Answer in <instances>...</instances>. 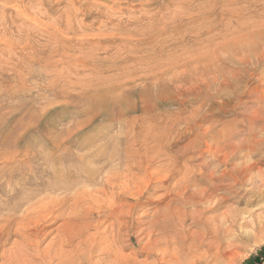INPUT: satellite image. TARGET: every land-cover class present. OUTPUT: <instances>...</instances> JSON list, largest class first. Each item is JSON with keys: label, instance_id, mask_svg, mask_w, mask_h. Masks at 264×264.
<instances>
[{"label": "rangeland", "instance_id": "1", "mask_svg": "<svg viewBox=\"0 0 264 264\" xmlns=\"http://www.w3.org/2000/svg\"><path fill=\"white\" fill-rule=\"evenodd\" d=\"M261 160L264 0H0V264H264Z\"/></svg>", "mask_w": 264, "mask_h": 264}, {"label": "bare ground", "instance_id": "2", "mask_svg": "<svg viewBox=\"0 0 264 264\" xmlns=\"http://www.w3.org/2000/svg\"><path fill=\"white\" fill-rule=\"evenodd\" d=\"M245 165H246V167H244L243 169L238 168L239 170L238 169L236 170L238 172L231 175L232 184H230L229 188L226 189V193L224 195H222V196H220L214 200H211L210 197L212 196V194H209V195L207 194L208 200H206V202H204V204L202 205V207H201L202 210H197L194 208L195 210L192 212V214H196V213H199V214H206L207 213L208 214L211 212L218 211L221 208L226 207L227 203L229 201H232L233 204L249 203V201L251 200L252 197L262 195L264 193V169H262V167H263L262 165H264V160L253 161V162L251 161L250 163L248 162V166H247V164H245ZM243 190L246 191L245 194H242ZM207 195H204V196H207ZM185 206H186V204H185ZM196 206H198V205H196ZM202 218L204 219V217H202ZM182 219H180V220H182ZM184 221H186V219ZM181 225H182V223H181ZM82 259H85V258H82ZM60 264H62V262ZM73 264H75V263H73Z\"/></svg>", "mask_w": 264, "mask_h": 264}]
</instances>
